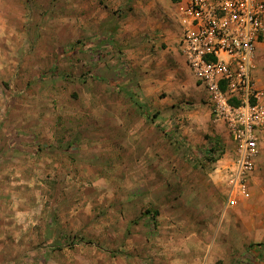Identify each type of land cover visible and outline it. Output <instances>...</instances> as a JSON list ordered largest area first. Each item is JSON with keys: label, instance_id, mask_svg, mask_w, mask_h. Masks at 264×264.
<instances>
[{"label": "rangeland", "instance_id": "1", "mask_svg": "<svg viewBox=\"0 0 264 264\" xmlns=\"http://www.w3.org/2000/svg\"><path fill=\"white\" fill-rule=\"evenodd\" d=\"M150 1L0 0V264H172L179 240L189 264H264V175L256 206L225 208L212 177L229 145L208 132L214 151L187 145L195 105L182 91L203 87L153 31L142 63L127 56L123 30L151 18ZM157 72L149 90L176 107L141 99L136 80ZM121 106L138 132L115 124Z\"/></svg>", "mask_w": 264, "mask_h": 264}, {"label": "built area", "instance_id": "2", "mask_svg": "<svg viewBox=\"0 0 264 264\" xmlns=\"http://www.w3.org/2000/svg\"><path fill=\"white\" fill-rule=\"evenodd\" d=\"M178 47L204 88L212 119L229 137V149L215 158L223 177L224 206L250 198L258 143L264 134V89L253 75L264 42V0H178Z\"/></svg>", "mask_w": 264, "mask_h": 264}, {"label": "crops", "instance_id": "3", "mask_svg": "<svg viewBox=\"0 0 264 264\" xmlns=\"http://www.w3.org/2000/svg\"><path fill=\"white\" fill-rule=\"evenodd\" d=\"M177 1L178 0H161L162 3L161 6L164 8L163 11L164 13L162 12L158 15L157 11L154 8L155 4L151 0L150 6L153 5L151 8L153 12L150 15L151 18L149 20L146 19L145 15H142L143 16L142 18L140 16L138 19L129 21L131 31L126 30L125 28L123 30L124 33L123 39L125 40V38H127L128 41L133 40L135 49L134 48L129 49L126 47L125 51H128L127 52L128 57L131 56L133 58L132 60L133 65H139L140 63H142L141 61H139V59L144 60L146 57H148L146 50L148 43L145 42L146 39L144 38L145 32L146 30L153 31L155 33V38L154 40H151V42L152 41L155 42L154 48H157V46H159L161 42H164L167 45L168 51L170 52L168 63L175 64V61L173 60H177V59L181 60V63L183 64L182 65L183 68L181 72L178 71L179 75L183 73V75L187 77L188 81L191 82V84L194 83L196 88L198 86L201 88V86L195 81L194 76L191 74L190 70L186 66L183 57L180 53L179 47L177 46L179 40V34H180L179 25L176 20ZM143 6L144 4H142L137 11L139 12L140 9H143L144 8ZM161 14H165L166 18L165 16L163 18V15ZM174 22H176L177 24H175ZM132 28H134L135 31ZM129 35H131V37L134 36L135 38L131 39ZM262 61H264V42L258 44L254 59V67H253V75H254L255 83L257 87L264 89V82L259 76V70H258V65ZM165 65H167L165 62H160L154 59L152 68L160 71V69L165 67ZM167 74H169L167 76H171V78H173V81L175 83L173 84L174 87L178 85V81L179 83L183 82L182 79L180 80V78H178L179 75L176 76L174 75L175 74L174 71L169 70ZM149 76L150 77L147 76V78L143 77V79L140 77L141 80L139 79V81L136 80L137 83L139 82L138 87L141 93L143 94V96H141V99L144 98L147 103H151L153 106H157L161 108L165 106V103H168L167 105L168 106L170 105L173 108L176 107L174 102L175 100L173 101L166 100L164 97H159L158 95H156L155 90H152V88H150L149 90L148 84L155 85L157 87L156 89H160L163 83L162 78L164 77L161 76L159 72L155 74H150ZM166 79L168 80V77H166ZM169 81L173 83L172 79H169ZM144 82H148V83L143 85ZM173 85H171L170 87L174 88ZM6 86L7 85L5 84V82L0 80V92H4ZM191 86L193 87V85ZM149 93H152V95L149 96ZM182 95L188 96L190 101H192L193 104L195 105V107H193V110L191 109L189 110L190 113H187L190 121L193 123L192 126L193 131L190 128H188L189 131L186 133L188 136L187 145L190 146L192 149H198L197 151L202 150L203 151L202 153L204 154L210 152L214 144H212L211 138L206 134V132L212 135H214V133H217L219 136H221L223 141H226L225 145H230L229 137L226 132V129L223 127V125L220 122H216L212 119L211 112L209 109V104L207 102V94L204 88H201L199 92H194L193 88L192 90L189 91L184 90L182 91ZM120 96L121 98L123 96L125 97L124 99H126L127 94L123 92L120 94ZM176 97L177 96H175L174 99ZM186 101H187V97L184 99V102ZM131 111H134V109H131ZM118 112H119V117L115 119L116 120L115 124L118 125V128H120V130L122 131L129 130V131L138 132L141 129V124L138 122V120L133 119L132 121H130L128 116V110L125 106H121L118 109ZM126 136L127 135L126 134L124 135L123 132L120 134L121 142H124L126 140L125 139ZM134 143L135 144L139 143V141L135 139ZM124 144L126 145L125 142ZM201 147L203 148L201 149ZM211 151H214V148ZM11 161L13 162L15 160H11ZM254 164H255V169L249 183L250 198L246 201H240L236 206L231 207L229 211L235 212L240 209L250 207V205L256 206V204H258L257 202H260L262 193H261V189H258L259 187L258 182H259V177L262 176V174L264 175V134L261 141H259L258 143L257 153L254 158ZM213 173H214L212 177L213 182L216 183V185L219 186L220 189L224 190L223 177L214 170ZM248 201H250L251 203L249 202L250 204H248L247 203ZM178 242L180 244L175 243L174 246L175 250H173L175 257L171 258L170 261L172 262V264H189L187 258L184 257L185 253L189 250V248L187 246L186 247L183 246L182 244L183 242L185 243L186 240L183 241L179 240ZM197 259H200L199 253H197Z\"/></svg>", "mask_w": 264, "mask_h": 264}, {"label": "trees", "instance_id": "4", "mask_svg": "<svg viewBox=\"0 0 264 264\" xmlns=\"http://www.w3.org/2000/svg\"><path fill=\"white\" fill-rule=\"evenodd\" d=\"M211 150H213V148H212ZM211 150H210V151H211Z\"/></svg>", "mask_w": 264, "mask_h": 264}]
</instances>
